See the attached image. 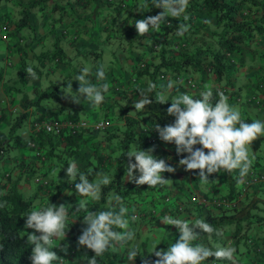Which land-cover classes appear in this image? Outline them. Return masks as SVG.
<instances>
[{
	"label": "crops",
	"instance_id": "crops-1",
	"mask_svg": "<svg viewBox=\"0 0 264 264\" xmlns=\"http://www.w3.org/2000/svg\"><path fill=\"white\" fill-rule=\"evenodd\" d=\"M32 1L41 2L42 5L38 3V6L31 10L28 16L30 27L25 28L19 23V30H17L13 25L11 26L9 19L13 16L12 18L14 20L16 15H18L19 20L20 15L18 12L22 4H28ZM252 1L256 7H260L262 4L264 5V0ZM17 2L18 4L16 0H1L0 2V29L4 27L0 32V42L3 43V46H0V64L4 66H0V75L2 77L0 82V142L8 138V142L14 143L11 148H15L12 152L9 151V148L8 154L0 160V191L4 192L8 188V181L12 178L14 180L17 179L20 191L25 197L32 195L40 185H43L44 189L48 186L50 189L65 192L67 189L64 186H58V184H65L68 181L66 169L63 167L65 158L59 159L55 155H52L53 157L45 156V151L42 148L34 149L27 144L31 140V136L33 137L35 135L30 129L32 121L40 116L53 113L58 105L52 102L51 98L54 99V97L48 95L40 96V93L52 87L62 89L68 83L72 82L73 92L71 94L75 95L74 92L77 91L79 83L74 79L77 75L81 74L82 69L86 67L90 68V75L87 78L92 84H97L96 72L98 67L103 64L105 66V80L100 83H108L109 91L104 94V101L100 104L99 108L94 109L90 103L83 101L84 98L81 97V103L79 104L67 102L66 107L58 114V117L67 118L70 115H78L80 117H86L91 122L107 120L109 124L105 129L111 131L118 127V130H121L124 128L125 121L119 117L118 104L125 105L124 108L126 110L124 113L136 115L133 102L140 99L137 89H146L149 85V79L143 76L134 81L133 71L136 63L130 57L126 56L125 48L127 44L126 39H123L125 36L123 33L131 32L135 27L132 18H129L127 24H125L126 20L124 21V18L129 15L127 10H124L119 15L116 14V23L114 24L113 31L108 35L102 29L105 26L103 19L109 18V20H112L113 17L104 7L101 9L98 8L95 13L91 14V17L95 20L93 23L90 20H83L93 10L88 7L83 8L81 5L76 4V0H17ZM8 11L11 12L10 18L6 13ZM187 15L189 18H192V21L191 19L189 21V25L190 23L199 25L197 35L207 31L212 26L213 16L211 14L200 11L199 13ZM260 15L257 12L254 17H259ZM205 20L211 23L206 24L204 23ZM79 23H83V25ZM97 24H99L101 29H99ZM123 25L125 26L123 27ZM15 31L17 33L13 34ZM145 35L147 36L149 33ZM126 36L128 35L126 34ZM18 38H21L22 42L19 43L17 41ZM55 45H59L62 49L63 60H43L40 58L43 54L50 53ZM141 51L144 55L143 59H141L143 62L158 63L159 56H157L155 51L151 52L148 46L142 47ZM241 57V63L235 64V68L230 71L232 82H234L232 89L233 91L237 89L240 97L238 100H233L225 96L228 98L230 105L240 110L241 117L248 119V123L254 119L264 121V89L263 91L256 89V85L259 82L258 78L262 76L261 70L264 66V33L253 36L250 40L248 39L243 43ZM80 58L84 59L85 62L80 63ZM236 58L234 57V59ZM141 60L140 62H142ZM111 65H116L117 68H113ZM20 66L25 69L31 66L39 78L32 80L27 76L23 79L19 69ZM69 67H75L73 68L74 71H71L73 76L67 78L63 84ZM193 77L198 82V85L187 92L178 90L175 96L181 93H188L195 98H200V93L209 90L213 85L208 76L204 75L201 80L197 76ZM156 82L159 88L158 92L166 96L172 94V91L177 87V84L174 82L173 87L167 89L168 83L173 82L170 78H167L166 81H161L156 77ZM62 90L69 92L66 88ZM24 96L26 97L25 99ZM30 103L33 105L23 107V104ZM13 107H16V110H13ZM26 111L28 113L26 123L24 122L22 124L23 127L17 128L15 133L11 134L9 127L15 119V116L18 113ZM174 120L175 117L170 116L164 122V125L172 124ZM156 124L157 120L150 115L144 114L139 117V123L134 131L135 137L131 141L130 146L132 149L137 146L140 150L145 151L152 149V154L156 155L166 152L167 159H169L170 156L176 153L175 145L165 143L159 139L158 133L154 129V125ZM85 134L88 136L87 139L79 146L78 151L71 157V161L75 160L77 166L80 168L96 164L100 172L112 177L115 172V158L118 152L114 147L117 137L107 141L101 132L94 133L93 131H89L85 132ZM118 134L120 136V133ZM17 141H22L25 144L18 145ZM62 148L63 150L65 148L63 141L58 142L53 147V150L60 152ZM256 154L257 149L253 150L251 148L250 155H254L255 157L252 165L254 162L264 164V155L260 156L258 153L257 155L259 156L257 157ZM55 158H58L60 162L55 163L53 161ZM173 164L178 165V162ZM183 169V177L187 178L185 184L189 186L190 178L188 177L191 171L186 172ZM213 174L216 177L208 179L209 183L202 186L203 189L200 192L194 193L196 196L208 199L212 197L229 198L236 194L246 179L245 176L242 178V182L238 183L241 179L238 170L232 173L221 172ZM209 178H212V175ZM125 185L132 186L135 184L126 179ZM40 192L41 190H39ZM142 194L138 199L128 197V202L124 201L125 198L122 197L124 205L128 208V212L137 209L136 213L141 214L142 211L140 210L149 208L152 202L156 201L158 204V196L160 193L158 194L157 191L150 189L142 190ZM74 195H72V198L75 197ZM249 195L250 197L248 198ZM235 198L237 200L235 208H241L243 210L237 213L239 216L236 215L239 218L236 219L239 223L242 220L240 215L245 216V211L248 208H251L249 210L256 213L257 217H260V219L256 218L255 221L248 223V228L243 231L246 235L248 233L247 237L249 241L246 240L245 243L242 240L237 242L235 253H241V256L245 259L242 260V257H236L234 258L235 264L238 261H242L245 264H264V194L257 197L254 189H250L245 194ZM177 199V203L183 202L187 204V207L184 206L186 208H184L183 214L175 218L189 221L195 220L194 218L198 214L195 210L196 204L191 205L189 201L186 202L188 200L187 197L182 199L177 196ZM177 203L169 206H176ZM132 205H137L138 207L136 209L131 208ZM166 205L168 204L155 205V209L159 208V211H161ZM205 206H207V209L203 208L199 213V218L201 219L206 211L214 214L219 210L212 204H206ZM108 207L109 200L107 206L102 208V210H108ZM129 222L133 223L131 219ZM228 227H224L220 232L224 239L223 246H231L234 248L233 238L231 237V230L234 227L233 223H229ZM130 228L131 226L129 224V230H131ZM207 237L210 245H214L212 240L216 238L213 239L209 235Z\"/></svg>",
	"mask_w": 264,
	"mask_h": 264
},
{
	"label": "trees",
	"instance_id": "trees-1",
	"mask_svg": "<svg viewBox=\"0 0 264 264\" xmlns=\"http://www.w3.org/2000/svg\"><path fill=\"white\" fill-rule=\"evenodd\" d=\"M140 2L143 3L144 0H76V4L81 5L83 8L88 7L93 10L87 17L83 18L85 21L90 20L94 23L95 20H93L91 14L95 13L98 8L101 9L104 7L107 11H109V13H111L113 17L112 20H109V18L103 19L105 26L102 29L105 30L108 35L113 31L114 24L116 23V14L119 15L124 10H127L129 13V15L124 18V21L126 20L125 24H127V20H129V18H132L133 23H135V20L155 16L162 11V9L155 8L150 4L149 11L138 12L139 7L142 5ZM16 3L18 4L17 0ZM38 3L42 5V3L38 1H32L28 4L23 3L18 12L20 19L18 20V15H16L14 20L13 18L12 20L9 19L11 26L13 25L17 30H19V23L25 28L30 27L28 16L30 15L31 10L38 6ZM254 4L255 3L252 0H189L186 15L204 11L213 16L212 26L207 29V31H204L199 35H197L199 25L195 23H190L188 32H186L183 36H178L176 34L178 25L180 23H186L189 25L190 19L192 21L191 17L187 21H184L183 17L179 20L169 17L161 24L158 30L151 29L149 35L147 36L137 35L135 27L131 32L123 33L125 36L126 34L128 35L126 38H124L125 36L123 37V39H126L127 44V47L125 48L126 56L130 57L136 63L133 71L134 81L146 76L149 79V84L154 83L157 85L156 77H158L161 81H166L167 78H170L177 84L176 89L172 91V94L167 96L169 100L168 102L160 104L157 99V93L159 91L157 85L156 90L149 93V99L152 100V103L146 105L145 109L136 111V115H128L124 113L126 110L124 108L125 105L118 104L119 117L125 121L124 128L121 130H118V127L111 131L107 129L95 130L92 126H90V124H88L86 127L77 128L73 131L65 128L58 133L40 130L38 133H35L33 137L31 136V140L29 141L33 142L34 146L32 148H42L45 151V156L53 157L55 155L59 157V159L65 158L63 161V167L65 169H67V165L71 161V157H73L75 152L78 151L77 149H79V146L87 139L88 136L85 132H101L107 141L117 137L116 142L114 143L115 150L118 151L115 158V172L112 176L111 184L102 187L100 199L93 201L90 198H84L76 194L74 183L68 181L65 182V184H58V186H64V188L67 189L65 192L62 190L50 189L48 186L44 189V186L40 185L32 195L25 197L20 191L17 179L14 180L9 177L10 180L8 181V188H6L4 192L0 191V245H2V248H0V264H31L29 259L31 255V246L26 243V232H32L33 230L25 229L24 227L26 215L32 210H38L41 206L49 205V203L56 206H59L60 204L71 206L69 208L68 227L66 228L67 232L65 239L62 240L63 244H59V239L53 241V245L56 249L54 252L63 260L56 261L54 264H87L86 257L91 258L94 253L86 247L78 246V237L81 235L82 229L86 227L82 222L83 216L86 215V213L84 211L75 212L76 204L82 198L88 199L89 211L96 212L103 211L100 207L107 203V195L109 193L125 198L126 200L124 199V201H127V198L133 193L135 196H138L136 194L140 193L142 190L136 185L126 186L123 184L122 178L124 177L126 172L125 170L129 162V158L126 154L128 151L134 150L131 148L130 144L135 137L134 131L139 123V117L144 114L150 115L157 120V122L168 119L170 115L167 114V108L170 107V100L175 96V94H177V91L184 90V92H187L198 85V82L193 79V76H197L200 80L204 77V75L210 77L213 84L210 90L213 92L214 102L218 100L219 96L217 93L219 92H222L230 99L238 100L240 95L238 94L237 89L235 91L232 89L234 82H232L230 71L235 68V64L241 63L240 60L242 59L241 54L243 52V43H245L248 39L250 40L253 36L264 33V5L262 4L260 7H256ZM257 12L261 15L259 17H254ZM79 24L83 25V23ZM97 26L99 27V24H97ZM124 26L125 25H123V27ZM99 29H101V27H99ZM16 33V31L13 32V34ZM144 38L145 40H143ZM17 41L19 43L22 42L21 38H18ZM147 46L151 52L155 51L157 56H159L158 63H147L141 60L144 56L141 49L142 47ZM62 52L63 51L59 45H55L50 53L47 52L40 58L43 60H63L64 57L62 56ZM234 57L237 58L234 59ZM140 60L142 62H140ZM73 68H68L63 84L67 78L73 76L71 73V71H74ZM19 69L23 79H25L27 77L25 68H21L20 66ZM261 74L262 76L258 78L259 82L256 85V89L258 91H263L264 89V66L261 70ZM1 78L2 77L0 75V82ZM188 81L194 82V85L190 86L186 84ZM44 95L54 97L58 102V105L53 113L40 116L39 118H59L58 114L66 107V103H73L70 97H65L66 95H69V92H64L58 87H52L40 93V96ZM25 98L26 97L24 96V99ZM31 103L23 104V107L33 105ZM27 116V111L18 113L9 127V132L11 134L15 133V130L21 127ZM68 118H81L87 120L88 123L95 122H91L86 117H80L78 115H70ZM241 118L245 122H248L246 117ZM118 133H120V136H118ZM260 140H264V136L259 137L251 145V148L253 150L257 149V152L259 151L258 144ZM61 141L64 142V150L62 148L60 152L54 151L53 147ZM17 144L22 145L25 143L17 141ZM10 145L13 146L14 143H9L8 138H5L0 142V160L7 155V149ZM152 155L158 159H164L167 164L172 166L173 163L178 162L187 154L177 155V153H174V155L170 156L169 159H167L166 152ZM258 156L259 155H257V157ZM59 159L55 158L53 161H55V163H59ZM78 168L81 173L87 175L90 181H93L96 174L100 172L97 169L96 164H93L92 166L87 165V167L84 168ZM261 172H264V164L254 162L249 173L246 175V179L243 181L242 186L239 190H237L236 194L229 198L225 197V199L231 200L233 205L225 207L216 206L219 210L214 214L206 211L203 215L202 220L211 224L219 232H221L225 225L228 226L229 223H233L234 227L232 229L233 231H231V237L233 238L234 248H236L238 241L242 240L244 243L246 240L249 241L247 235L240 232L241 225L237 222L238 220L236 221V219L239 218L234 217V212L236 213V211H238L236 210L237 208H235L237 203L235 197L245 194V192L250 189H254V191L259 188L264 189L263 186L261 187L258 185L245 187V182L249 181L251 177L258 175V173ZM166 173L167 172L161 174L163 178ZM141 187L148 186L141 185ZM158 187H162V185H159ZM39 190H41L42 193H39ZM73 194H75L74 198H72ZM194 195L195 194L191 195L190 199L186 201H191L196 204L195 210L198 214H196L197 216L194 219H201L199 218V213L201 212V209H207V206H205L206 204L204 203L194 200ZM164 200H168V195L165 196ZM155 205H158L156 201L152 202L149 208L140 210L142 211L141 214L136 213V207H138L137 205H135V211L128 212L126 218L129 219V221L133 213H136V216L138 217V219L133 221V223L129 222L131 231H134L135 233V240L130 241L128 245L124 247L117 245V250L115 252L111 249L105 251L103 255L97 257V264H130L127 253L133 245L138 246L140 251L139 256H137L131 264H154V261L157 258L154 254H151L153 248L156 246V251H166L169 244L174 243L179 238V233L174 226L164 225L159 221H161L165 215H171L175 218L176 213L181 212V210L184 211V208L187 207V204L180 202L173 207L166 205L162 208L163 210L161 209V211H159V208L155 209ZM249 209L251 208H248L245 211V216L240 215V218L246 221L245 223L247 225L248 223L255 221L256 218L260 219V217L256 216V213L250 212ZM225 210L227 213H225ZM160 226L165 229L162 230ZM141 227H143L142 229L144 230L143 235H140ZM155 228H158L157 232L160 231V236L157 241L155 238L152 240L147 233L151 229ZM117 230L119 231V229ZM196 232L198 233L199 238L194 241V243L203 244L204 246L215 250L216 247L214 245H210L207 234L200 229H196ZM211 237L213 239L217 238L215 234H212ZM149 239L155 244L152 247L148 244ZM66 246L67 248L65 253L62 249ZM214 260V257H209L205 261V264H213ZM215 264H232V262L219 260L216 261Z\"/></svg>",
	"mask_w": 264,
	"mask_h": 264
},
{
	"label": "clouds",
	"instance_id": "clouds-1",
	"mask_svg": "<svg viewBox=\"0 0 264 264\" xmlns=\"http://www.w3.org/2000/svg\"><path fill=\"white\" fill-rule=\"evenodd\" d=\"M150 4L162 11L155 16L135 20L134 25L139 36H144L151 29L158 30L169 17L177 20L183 17L184 21L189 19L186 15L189 0H150V2L144 0L138 12L149 11ZM204 23L210 24L211 22L205 20ZM189 28L190 25L180 23L176 34L183 36ZM25 72L32 80L39 78L31 66L27 67ZM89 75L90 68L86 67L82 69L81 74L75 77L74 80L79 83L77 91L74 92L75 95H71L73 92L72 82L62 89L66 88L69 91V95L65 97H70L73 103H81V97H83V101H87L96 109L104 101V94L109 91L108 83H100L105 80V66L101 64L98 67L97 84L90 82L87 78ZM173 83L169 82L167 89H171ZM156 88V84L150 83L144 90L137 89L140 99L133 102L136 111L143 110L146 105L152 103L149 93H152ZM217 94L219 99L215 102L210 89L202 91L200 98H195L188 93L176 95L170 100L171 105L167 108V114L175 117L174 122L164 127L158 124L154 125L161 141L174 144L177 155L187 154L178 161V165L183 166L186 172L198 170L201 186L209 183L208 176L213 173H232L236 170L241 178L238 183L242 182V178L249 173L255 159L254 155H250L251 145L259 137L264 136V121L254 119L250 123L245 122L241 118L240 110L230 105L228 98L222 92ZM157 99L160 104L169 101L166 95L159 92ZM13 110H16V107H13ZM29 143L32 142L29 141L28 146H30ZM33 146L32 143L31 147ZM152 151V149L140 150L136 146L134 150L127 152L126 156L129 158V162L125 170V178L129 182L137 186L147 185L149 188L170 182V180L164 179L161 174L164 172L174 173L176 169L167 164L164 159L154 157ZM134 172L138 175H134ZM66 176L68 182L74 183L76 194L92 200H99L102 187L108 186L112 182V177L102 172H98L97 178L90 181L87 175L79 171L75 160L68 163ZM84 198L78 201L75 209V212L84 211L86 213L82 221L86 227L82 229L77 243L79 247H86L94 253L91 258L86 257L87 264H97V257L103 255L105 251L111 249L115 252L117 245L124 247L130 241L135 240V233L129 230V219L126 218L128 208L124 205L121 196L112 195L109 198L108 210L96 212L89 211L88 199ZM231 205L233 202L230 205L215 206ZM70 207L65 204L56 206L49 203V205L41 206L38 210H32L26 215L24 227L33 230L26 232V243L31 246L29 257L31 264H54L56 261L63 260L52 250L55 248L53 241L65 239ZM134 214L131 216L132 221L138 219L136 213ZM161 222L164 225L174 226L179 233V238L174 243H170L166 251H156V246L153 248L151 254L157 258L154 264H205L209 257L215 258L213 264L219 260L235 264V248L217 245L213 250L203 244L194 243L199 238L196 229L202 230L209 237L212 234L221 235L205 220L189 221L165 215ZM66 248L67 246L62 249L65 253ZM139 251V247L136 245L129 249L127 255L130 264L139 256Z\"/></svg>",
	"mask_w": 264,
	"mask_h": 264
},
{
	"label": "rangeland",
	"instance_id": "rangeland-1",
	"mask_svg": "<svg viewBox=\"0 0 264 264\" xmlns=\"http://www.w3.org/2000/svg\"><path fill=\"white\" fill-rule=\"evenodd\" d=\"M141 4H142V2H140ZM11 4V3H10ZM8 15H9V18H10V16H11V12H6ZM12 17L13 16H11V19H12ZM0 46H3V43L2 42H0ZM111 58V57H110ZM104 59V58H103ZM79 61H80V63H84L85 62V60L84 59H79ZM100 62V61H99ZM115 62V61H114ZM0 63H1V61H0ZM84 65H86V64H84ZM0 66H2V67H4L2 64H0ZM113 68H117V66L115 65V66H113V65H111ZM66 81V80H65ZM51 100H52V102H54V103H56V104H58V102L56 101V99L54 98H51ZM88 113V112H87ZM83 115H85V114H83ZM82 115V116H83ZM168 119H166V120H163V121H160V122H157V124L158 125H162V127H164L165 125H164V122L165 121H167ZM24 122L26 123V118L24 119ZM23 124V123H22ZM22 126V125H21ZM23 127V126H22ZM21 128V127H20ZM10 143V142H9ZM12 146L10 145L9 147H8V149H9V151H11L12 152V150L14 151V147L13 148H11ZM258 147H259V152H257V154L259 153V155L260 156H262V155H264V140H260V142H259V144H258ZM8 149H7V151H8ZM8 151V152H9ZM8 152H7V154H8ZM172 167H174L176 170H175V172L174 173H166V175H164V179H167V180H170V182L169 183H166V184H163L162 185V187H158V186H156L155 188H149V187H141V186H138L141 190H148V189H150V190H155V191H157V193L159 194L160 193V195L158 196V201H159V203H158V206L159 205H162V204H168V205H174L175 203H177V201H178V199H177V196L178 197H180V198H182V199H184V198H188V199H190V197H191V195H193L195 192H200L202 189H203V187L200 185V183H199V177H198V170H193V171H191V174L189 175V177L188 178H190V182H189V186L188 185H186L185 184V182H186V179L187 178H185V177H183V173H182V169L183 168H181V166H178V165H172ZM0 169H1V165H0ZM3 169V168H2ZM184 170V169H183ZM134 175H138V173H135L134 172ZM212 175V178H209L210 177V175L208 176V179H213V178H215L216 176L214 175V174H211ZM125 181H126V178H125V176L122 178V182H123V184H125ZM216 181V180H215ZM137 186V185H136ZM187 188V189H184V188ZM133 188V187H132ZM262 190H264V189H257V190H255V192H256V195H257V197H259V196H262V194H264L263 192L264 191H262ZM134 194H132L131 196H130V198L131 197H133L134 199H138V198H140V195H143L142 194V191H141V193H139L138 194V196H133ZM166 195H168V200H164V198H165V196ZM112 196V193H109L108 195H107V203H108V200H109V198ZM250 197V195L248 196V198ZM93 201V200H92ZM187 202V201H186ZM107 203L106 204H104L102 207H100V209H102V208H104V207H106L107 206ZM189 204H191V205H193L194 204V202H191V201H189ZM150 205V204H149ZM136 206L135 205H132L131 206V208H135ZM236 210H238V211H236V213L234 212V217H237V216H235V215H237V213H240V211L242 210L241 208H237ZM243 211V210H242ZM251 212V211H250ZM225 213H227V211H225ZM253 213V212H252ZM183 214V211L181 210V212H178V213H176V215L175 216H181ZM156 218V217H155ZM155 220V219H154ZM243 220V219H242ZM242 220L240 221V225H241V228H240V232H243L245 229H247L248 228V225L245 223L246 221H244L243 220V222H242ZM155 221H157V220H155ZM159 222H161V221H159ZM161 224H162V222H161ZM160 224V225H161ZM224 227H227V228H229L228 226H224ZM143 227H141V229H140V235H143L144 234V230L142 229ZM160 228H162L161 226H160ZM163 229H165V228H162V230ZM157 230H158V228H155V229H151L150 231H148L147 233L149 234V237L150 238H152V240H153V238H155V240L157 241L159 238V236H160V231H158L157 232ZM160 230V229H159ZM223 230V229H222ZM230 230V229H229ZM231 231H233V230H231ZM143 232V233H142ZM243 233H245V232H243ZM247 235H248V233H247ZM154 236V237H153ZM212 242H214V246L215 247H217V245H220V246H223V244H224V239H223V235H221V237L220 236H217V238L215 239V240H212ZM59 244L61 245V244H63V242H62V240H59ZM148 244H149V246L150 247H152L153 245H155L154 244V242L153 241H151L150 239L148 240ZM228 247V246H227ZM53 251H55L56 249L54 248V249H52ZM239 250H241V249H239ZM238 258V257H242L241 256V253H235L234 254V258ZM245 258L244 257H242V260H244Z\"/></svg>",
	"mask_w": 264,
	"mask_h": 264
},
{
	"label": "built area",
	"instance_id": "built-area-1",
	"mask_svg": "<svg viewBox=\"0 0 264 264\" xmlns=\"http://www.w3.org/2000/svg\"><path fill=\"white\" fill-rule=\"evenodd\" d=\"M4 29V27H2V29H0V32ZM162 77V75H161ZM186 84L193 86L194 82L192 81H188L186 82ZM88 124H90V126H92V128H94L95 130H102L105 129L108 124L109 121H99V122H94V123H88L87 120L85 119H72V118H54V117H42L39 119H35L32 124H31V131L33 133H38L40 130H43L45 132H51V133H58L60 132L62 129H69L71 131H73L74 129L77 128H83L88 126ZM30 146H32V143H29ZM251 185H258V186H263L264 187V172L258 173V175H255L253 177H251V179L247 182H245V187L251 186ZM194 200L201 202V203H211V204H215V205H230L232 204L231 200H227L225 198H210V199H206L203 197H198L195 196L193 197ZM133 215H135L133 213ZM237 264H243L242 262H238Z\"/></svg>",
	"mask_w": 264,
	"mask_h": 264
}]
</instances>
